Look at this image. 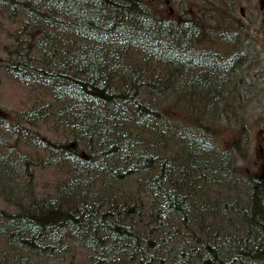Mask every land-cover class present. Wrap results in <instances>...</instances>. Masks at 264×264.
I'll return each instance as SVG.
<instances>
[{
  "label": "trees",
  "instance_id": "obj_1",
  "mask_svg": "<svg viewBox=\"0 0 264 264\" xmlns=\"http://www.w3.org/2000/svg\"><path fill=\"white\" fill-rule=\"evenodd\" d=\"M185 23L169 33L140 0H0V72L13 85L0 202L22 193L0 207V264H264V175L241 176L235 141L160 106L167 67L185 84L171 105L199 118L222 90L239 107L260 88L242 75V49L217 53L219 81L197 109L206 88L184 93L209 56ZM237 28L234 39L248 34Z\"/></svg>",
  "mask_w": 264,
  "mask_h": 264
},
{
  "label": "bare ground",
  "instance_id": "obj_2",
  "mask_svg": "<svg viewBox=\"0 0 264 264\" xmlns=\"http://www.w3.org/2000/svg\"><path fill=\"white\" fill-rule=\"evenodd\" d=\"M140 1H143L144 4H147L150 7V0H140ZM164 1L165 0H159V4H161ZM232 1L234 3L236 0H232ZM177 4H178L177 5L178 8L176 10L177 14H175V16H173V18L169 19L168 21L165 19L169 33H172L174 31L173 27L176 24V21L177 22L178 21L183 22V24H185V26H187V27H188V24H186L185 21H188V22H191L197 29L200 30L201 34L203 35V38H207L210 35L209 31L206 29V28H209L208 27L209 23L208 22L205 23L206 20H204L201 15H198V14L191 11V8L193 6V0H177ZM231 11H233V12L235 11L234 14L230 15V18L235 23L230 24L229 21L223 22L224 25H221L219 27V29L215 30L214 39L209 41V43L206 46V53L209 56V57H207L208 64H209L208 70L206 71V73L203 74L201 80L190 83V85L188 87H186V90L184 93V94H186V96L188 93L191 94V92H195L198 89L204 90V88H206L207 93L204 92L199 97L197 95H195L196 99H194V100H195L197 109H200L201 107L205 106L204 102L207 98L206 96L208 95V97H210L211 92H213V89L215 88L216 82L218 83V81H219L218 76L215 79L216 74L214 72L217 64L215 63V61L211 57H213L214 54H217V53L218 54L222 53V55H224V53L230 54L231 52L234 51V49L236 47H239L240 49H242V52L240 53L241 54L240 56H241V59L243 62L242 66H241L242 75L245 78H247V82H249V84L252 87L255 86L256 88H258V86H259L260 97L264 98V96H263V93H264V61L262 63H259L258 67L256 69L254 68L252 70V72L248 71L249 59L252 58L253 56L256 57V55H257L256 51H255V46H256L255 37H253L252 31H251V27L253 25V22L250 21L251 17L248 13L245 12V15H243L241 13V15L245 16V17H243L242 24L244 25V23H246L248 34L247 35L242 34V36L240 38L234 39L232 36V34H233L232 31L234 29H236L239 25L242 26V24L238 23L240 20L236 16V10H234V8H232ZM237 29H239V28H237ZM201 40L198 42L199 48H201ZM234 59L238 60L237 56ZM167 69H169V75H167L166 78L164 76V82H163V88H162L163 99L169 97L166 100V104H170L168 106H171L172 110L178 112V113H173L171 115L177 114L178 117H181V119L178 117L176 118V117H171L168 115H167V117H170V119L173 122H179V123L185 124V125H189V123L193 124L195 126L194 129L200 135L211 136L209 128L207 127V125L198 124L197 123L198 121L189 122V123L184 122V121H187L190 118V116L195 112L194 111L195 107L189 108L186 106L185 102H182L181 104H177V105H171L172 95L173 94H180V92H182V91L184 92L183 89H184L185 84L181 81V79H179L180 75L173 76L170 74V67H167ZM190 75H191L192 79H200L199 73L193 72V73H190ZM194 85H196V86L192 90H190V88H192ZM231 93H232L231 91H227L225 89V91L222 90V96L221 97L219 96L218 93L216 95H214L213 97L216 100L214 102L206 105V110L204 111V114H201L200 118L202 120H208L212 116V121H214V120H226L228 126H235L233 129L225 127V131H223V132L216 131L214 137L218 141L217 135H221L223 133H228V134H233V135L235 134L236 137H234L228 144H229V146H231L232 143L235 141L236 147L234 149V154H243L242 147H244V145L249 140H247V137L245 135H241L239 132H241L242 128L245 126L246 120L237 124L238 122H235L234 120H230L229 117L232 115L238 114L240 111H243L244 104H243V101L238 102L239 104L242 105V108L240 109L239 107H236L235 106L236 102H232L230 100V97L228 96ZM163 99L158 97V101H161ZM251 104H252V102H251ZM160 106L167 107L166 105H161V104H160ZM167 114H170V113H167ZM245 116H247V115H245ZM237 126H238V128H237ZM218 143H219V141H218ZM247 147L248 146L246 145V148ZM235 158H236L237 172L243 177H245L246 175H250V174L244 175L242 172L238 171L237 164L239 161L242 160V158L239 156H237ZM252 175H264V173L263 174L255 173ZM240 185L243 188H245V186H244L245 184L244 185L240 184ZM235 194H236V192L233 191L231 194V200L234 198ZM232 216H233V221H235L237 216H235V214H232ZM233 232L235 233V230H233Z\"/></svg>",
  "mask_w": 264,
  "mask_h": 264
},
{
  "label": "rangeland",
  "instance_id": "obj_3",
  "mask_svg": "<svg viewBox=\"0 0 264 264\" xmlns=\"http://www.w3.org/2000/svg\"><path fill=\"white\" fill-rule=\"evenodd\" d=\"M219 1V2H218ZM237 1V2H236ZM232 6L230 3L225 2L224 0H193V6L191 11L201 15L205 23H209L206 28L210 35L207 38L201 40V49H206L209 41L214 39V33L216 29H219L221 25H224L223 22L229 21L230 24H233L234 21L230 18V15L234 14L231 11L232 7L236 10V13L240 14V17L245 16V12L248 13L251 17L253 25L251 31L253 37H255V51L256 57L253 56L249 59V68L248 71L258 67L259 63L264 61V0H236ZM177 0H165L159 4V0H150V7L153 10V13L166 19H172L175 14H177ZM232 6V7H231ZM241 13L243 15H241ZM213 35V36H212ZM3 36H1V39ZM13 85L7 80L1 77L0 72V106L8 107L9 102L8 97L12 94ZM247 97L251 98V94L247 93ZM247 101V100H246ZM252 101V104L250 103ZM241 109L242 106H239ZM165 113H178L172 110L171 106L165 107ZM247 115V116H245ZM176 118L177 114L174 115ZM194 118H198V124L207 125L210 133L215 134L216 131L223 132L225 127L233 129L235 126H228L226 120H214L212 121V116L208 120H200L197 112L193 113ZM181 119V117H178ZM190 116L189 120L194 119ZM230 120L235 122H245V126L242 128V131L239 132L241 135H245L247 140H249L244 147H242L243 154H239V157L242 158L238 162L237 168L239 172L245 174H263L264 173V98L257 95L254 98H251L243 107V111H240L238 114L232 115L229 117ZM238 128V126H237ZM43 131V128H42ZM44 132V131H43ZM236 137L234 134L223 133L217 135L218 141L221 144L228 145L229 142ZM246 145L248 146L246 148ZM43 179H50L49 174H43L39 176ZM37 188L39 192L42 193L39 184L37 183ZM21 190L23 191L22 187ZM22 194L18 191L17 195L11 198L15 201H2L0 202V207L5 210H12L15 208V202L17 201L20 204V199ZM11 197V195H8ZM17 199V200H16Z\"/></svg>",
  "mask_w": 264,
  "mask_h": 264
}]
</instances>
